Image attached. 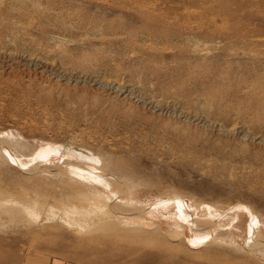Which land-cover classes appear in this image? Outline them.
I'll list each match as a JSON object with an SVG mask.
<instances>
[{
    "label": "rangeland",
    "instance_id": "374dc122",
    "mask_svg": "<svg viewBox=\"0 0 264 264\" xmlns=\"http://www.w3.org/2000/svg\"><path fill=\"white\" fill-rule=\"evenodd\" d=\"M0 198L1 264H264V0H0Z\"/></svg>",
    "mask_w": 264,
    "mask_h": 264
},
{
    "label": "bare ground",
    "instance_id": "6f19581e",
    "mask_svg": "<svg viewBox=\"0 0 264 264\" xmlns=\"http://www.w3.org/2000/svg\"><path fill=\"white\" fill-rule=\"evenodd\" d=\"M11 27V26H10ZM34 31V30H33ZM49 49V48H48ZM192 61V60H191ZM190 62V61H189ZM248 86V85H247ZM181 93V92H180ZM183 93V92H182ZM251 103V101H250ZM104 109V108H103ZM101 110V109H100ZM104 112V111H103ZM178 130V129H177ZM108 137V136H107ZM115 138V137H114ZM116 139V138H115ZM106 140V139H105ZM104 146V145H103ZM7 151L9 148L6 146ZM44 151V150H43ZM52 151V150H51ZM46 152V151H45ZM50 152V151H49ZM11 153V152H10ZM9 154V152H8ZM13 154V153H12ZM50 154V153H49ZM48 154V155H49ZM55 154V153H54ZM53 154V155H54ZM7 155V154H6ZM47 155V154H46ZM15 156V155H14ZM30 156V155H29ZM39 156V155H38ZM52 156V155H51ZM112 156V155H111ZM48 157V156H47ZM45 157L44 159L46 160ZM55 157V156H54ZM113 157H116L113 155ZM7 156L4 158L6 159ZM3 159V160H4ZM17 159V158H16ZM111 159V158H110ZM20 160V159H19ZM31 160V159H29ZM50 160V159H49ZM56 160V159H55ZM71 160V159H70ZM65 164L68 163V166L73 169L72 172L74 171V173H77L74 169H81L84 172H86V176L85 177H91L94 180H98L101 179L103 180L105 183L110 182L111 179L109 178H105L103 176H100L99 174H97L94 170H92L91 168H89L86 165H81L78 162H71L69 163V160H65ZM23 162V161H22ZM34 162V161H33ZM33 162H31V164H33ZM40 162V161H39ZM54 162V161H53ZM26 163V162H25ZM23 162V164H25ZM38 163V160H37ZM37 163H34L35 165ZM50 163V162H49ZM110 163V162H109ZM29 164V163H28ZM33 164V165H34ZM52 164V163H51ZM54 164V163H53ZM64 164V163H63ZM30 165V164H29ZM38 165V164H37ZM48 165V164H47ZM47 165L43 166L42 170H46L47 172H52V170L54 168H56V170L59 171L60 169V165L58 164V166H51V167H47ZM46 166V167H45ZM67 166V167H68ZM29 168L31 166H28ZM42 167V166H41ZM64 167V166H63ZM243 167V166H242ZM27 170V169H26ZM64 170V169H63ZM97 170V169H96ZM33 171V170H32ZM102 172V171H101ZM42 173V172H40ZM100 173V172H99ZM47 174V173H46ZM107 174V173H106ZM110 174V173H108ZM113 174V173H112ZM111 174V175H112ZM113 177V175H112ZM91 178H88L89 180H92ZM113 179V178H112ZM94 182V181H93ZM98 182V181H97ZM117 183H119L117 181ZM119 185V184H117ZM125 185V184H124ZM125 187V186H124ZM105 188V187H104ZM108 188V187H107ZM119 189V186L117 187ZM106 189V188H105ZM117 189V190H118ZM121 189V187H120ZM107 191V190H105ZM114 191V190H113ZM122 191V190H120ZM111 192V190H110ZM118 192V191H117ZM108 194H110L108 192ZM107 193H104L103 191H96L93 192L92 194H88V192L84 189V188H80L79 186H77L76 190L71 192L70 195L74 198V199H79L80 202H74L68 205H64L62 210V214L61 215H56L53 211H44V213L39 212L36 208V204L34 205H30L29 203H19V205H15L12 207H8L5 209V212L7 213V211L13 215L15 214H21L23 216V219L26 220V224H31L35 219L38 220V222H52L53 220L56 221L58 219V221L62 222V223H66V225H70V226H74L76 229L78 230H82V228L85 227H89V226H95V217L99 215V217L102 218V221L105 222V225L107 226V228L111 229V228H118L119 230H123L122 228L119 227V223L116 220H113L114 216L116 215V217H118L119 215L116 214V210L114 209V204L112 202H114V198L111 197V195H108ZM132 195V194H131ZM52 196H54V194H52ZM123 196V195H122ZM175 197V196H174ZM115 198H117V200L119 199V197H117V195L115 196ZM1 200H4V202L7 203V200L9 199H5V198H0ZM65 199V198H64ZM178 199V198H177ZM183 200V199H182ZM122 200L120 199V202ZM133 204V203H132ZM5 205V204H4ZM181 215H183L185 218L186 216H192V212L189 211V209L187 208V206H185V204L182 203H178ZM0 207H2V204H0ZM4 207V206H3ZM49 207V206H48ZM42 208V207H41ZM116 208V207H115ZM119 208V207H118ZM50 209V208H49ZM137 209V208H136ZM119 210V209H117ZM132 210V209H130ZM2 211V210H1ZM122 211V209L120 210ZM133 211V210H132ZM128 212V211H127ZM176 212V211H175ZM194 212V211H193ZM137 213V212H136ZM120 214V213H119ZM123 215V214H122ZM139 217V215H137ZM135 217V216H134ZM193 218V217H190ZM187 218V219H190ZM196 218V217H195ZM92 219V220H90ZM124 221L126 218H122ZM141 219V217H140ZM144 220V219H143ZM194 220V219H193ZM202 220V219H201ZM126 221H128L126 219ZM145 221V220H144ZM179 221V219H178ZM186 221V220H185ZM197 221V218H196ZM203 221V220H202ZM208 221V220H207ZM195 222V220L193 221ZM198 222V221H197ZM196 222V224H197ZM250 222V221H249ZM137 223V222H136ZM190 223V221H189ZM199 223V222H198ZM247 223V222H246ZM257 219L254 221H251L250 224L248 225V231L252 233L253 239L255 240H260L261 236L260 234V227L257 224ZM191 224V223H190ZM237 226V225H236ZM73 227V228H74ZM90 228V227H89ZM157 228V227H156ZM206 229V228H205ZM193 230V229H192ZM204 230V229H203ZM190 231V230H189ZM190 233V232H187ZM186 233V234H187ZM189 235V234H188ZM264 239V237H263ZM168 240V239H167ZM166 240V241H167ZM264 241V240H262ZM161 244V243H160ZM260 244V243H259ZM163 245V244H162ZM160 246V245H159ZM1 264V263H0Z\"/></svg>",
    "mask_w": 264,
    "mask_h": 264
},
{
    "label": "crops",
    "instance_id": "0c3cea01",
    "mask_svg": "<svg viewBox=\"0 0 264 264\" xmlns=\"http://www.w3.org/2000/svg\"><path fill=\"white\" fill-rule=\"evenodd\" d=\"M31 264H70L69 262L67 263L66 261H64L63 259L60 258H53V259H44V258H38V262L33 261L32 258L29 259ZM28 264V263H26Z\"/></svg>",
    "mask_w": 264,
    "mask_h": 264
}]
</instances>
